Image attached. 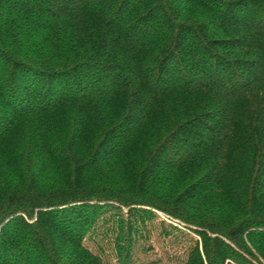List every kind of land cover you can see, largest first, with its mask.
<instances>
[{"label": "trees", "instance_id": "1", "mask_svg": "<svg viewBox=\"0 0 264 264\" xmlns=\"http://www.w3.org/2000/svg\"><path fill=\"white\" fill-rule=\"evenodd\" d=\"M158 213L264 264V0H0V264H135Z\"/></svg>", "mask_w": 264, "mask_h": 264}, {"label": "rangeland", "instance_id": "2", "mask_svg": "<svg viewBox=\"0 0 264 264\" xmlns=\"http://www.w3.org/2000/svg\"><path fill=\"white\" fill-rule=\"evenodd\" d=\"M157 218L148 224L144 239H142L135 249L134 255L137 260L135 264H182L185 257V251L190 246L188 237H175L174 234L166 236L163 232H170L169 225L177 226V223L171 221L161 214H156ZM164 221V225H160ZM151 225V226H150ZM179 227V225H178ZM180 228L183 225L180 224ZM94 253H100L103 250V260L107 264H119L116 261L112 245L97 241L95 245H89Z\"/></svg>", "mask_w": 264, "mask_h": 264}]
</instances>
